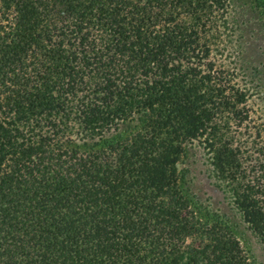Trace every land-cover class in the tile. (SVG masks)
<instances>
[{
    "label": "trees",
    "instance_id": "1",
    "mask_svg": "<svg viewBox=\"0 0 264 264\" xmlns=\"http://www.w3.org/2000/svg\"><path fill=\"white\" fill-rule=\"evenodd\" d=\"M231 3L0 0V264H246L177 170L202 146L264 242V166L245 178L234 130L264 148V62L224 67Z\"/></svg>",
    "mask_w": 264,
    "mask_h": 264
},
{
    "label": "rangeland",
    "instance_id": "2",
    "mask_svg": "<svg viewBox=\"0 0 264 264\" xmlns=\"http://www.w3.org/2000/svg\"><path fill=\"white\" fill-rule=\"evenodd\" d=\"M243 1L232 0L231 3L232 24L241 27L243 38L240 39L233 33L226 42V48L220 58L224 60V67L235 69L236 72L241 68L247 74L252 66L264 62L262 34L264 18L260 16V10L247 9V6L242 5ZM240 43L242 47H239ZM234 80L240 83L238 77ZM232 121L234 120H229V123ZM250 126V123L247 125L243 122L240 129H234L233 124L230 123V129L240 133L237 139L240 169L244 171L246 179L256 181L254 178L259 172V164L264 166V148L261 138L253 136V129ZM206 152L196 142L185 146L184 154L177 162L183 193L187 196L197 218L205 221L216 220L225 225L237 240L246 258V264H264V242L248 228L249 226H246L227 194L217 186L219 184L211 173Z\"/></svg>",
    "mask_w": 264,
    "mask_h": 264
}]
</instances>
